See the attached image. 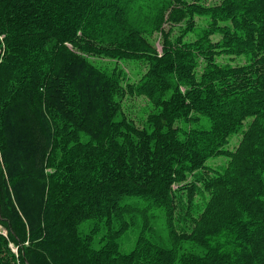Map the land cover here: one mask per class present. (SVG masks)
<instances>
[{
  "label": "trees",
  "instance_id": "obj_1",
  "mask_svg": "<svg viewBox=\"0 0 264 264\" xmlns=\"http://www.w3.org/2000/svg\"><path fill=\"white\" fill-rule=\"evenodd\" d=\"M0 228V264H264V0H0Z\"/></svg>",
  "mask_w": 264,
  "mask_h": 264
},
{
  "label": "rangeland",
  "instance_id": "obj_2",
  "mask_svg": "<svg viewBox=\"0 0 264 264\" xmlns=\"http://www.w3.org/2000/svg\"><path fill=\"white\" fill-rule=\"evenodd\" d=\"M212 2V0H211ZM205 24V20L204 19H198V28L197 31L199 30V28ZM212 38L214 40H216L218 38V36H212ZM149 40H151L154 45L156 46V48L158 49V51H160L161 49V38H160V34L157 32H154L151 36H149ZM244 57V56H243ZM243 57H235L232 58V61L230 63L232 64H242L245 62V59ZM228 59V57L222 56L219 58L220 61H226ZM95 62L98 65H105L106 67H111L112 62L110 60H106V59H97L95 60ZM120 65L123 67V69L127 70L128 75H129V80L131 81H135L136 79H138L139 75L144 71V66H142V62L141 61H122L120 63ZM149 101L148 98L146 97H140V96H130L127 95L124 97V99L122 100V110L123 113L129 117L130 119H132L134 122H136L138 125H142L144 122V119L146 117V115L151 111V105L147 102ZM240 136H233L231 141H230V147L229 148H233L236 146V144L239 141ZM223 165L226 163V158L224 157H219V158H211L209 159V161H207V165L210 167H215L217 164H222ZM198 199H196L197 202ZM90 221H85L81 224L80 226V231L86 233L88 231V229L90 228ZM162 226L161 224V219L159 218L157 223H156V227L160 228ZM1 229V228H0ZM160 242V241H158ZM133 245V238L129 237V238H125L121 241V247L124 250H130L131 247Z\"/></svg>",
  "mask_w": 264,
  "mask_h": 264
}]
</instances>
